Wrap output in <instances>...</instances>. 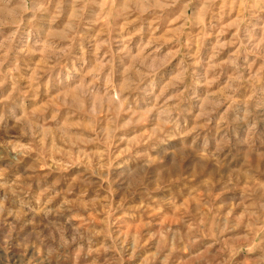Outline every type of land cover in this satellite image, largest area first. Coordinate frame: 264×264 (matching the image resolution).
<instances>
[{
	"label": "rangeland",
	"instance_id": "rangeland-1",
	"mask_svg": "<svg viewBox=\"0 0 264 264\" xmlns=\"http://www.w3.org/2000/svg\"><path fill=\"white\" fill-rule=\"evenodd\" d=\"M0 264H264V0H0Z\"/></svg>",
	"mask_w": 264,
	"mask_h": 264
}]
</instances>
